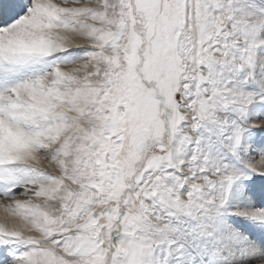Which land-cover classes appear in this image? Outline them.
Masks as SVG:
<instances>
[{
    "label": "snow or ice",
    "instance_id": "snow-or-ice-1",
    "mask_svg": "<svg viewBox=\"0 0 264 264\" xmlns=\"http://www.w3.org/2000/svg\"><path fill=\"white\" fill-rule=\"evenodd\" d=\"M0 264H264V0H0Z\"/></svg>",
    "mask_w": 264,
    "mask_h": 264
}]
</instances>
